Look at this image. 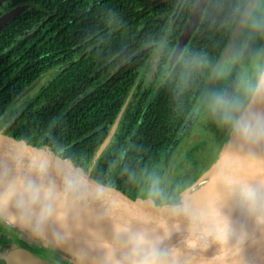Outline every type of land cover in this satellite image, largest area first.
I'll list each match as a JSON object with an SVG mask.
<instances>
[{
	"label": "trees",
	"instance_id": "trees-1",
	"mask_svg": "<svg viewBox=\"0 0 264 264\" xmlns=\"http://www.w3.org/2000/svg\"><path fill=\"white\" fill-rule=\"evenodd\" d=\"M196 1H185L164 41L179 0H8L10 8H26L0 29V123L63 143L90 164L108 135L102 126L113 123L136 85L120 131L95 171L143 190L144 173L162 175L160 164L169 160L177 134L211 78L201 73L185 80L178 64L162 78L171 57L167 53L172 54ZM248 2L210 0L185 50L189 58L204 54L218 63ZM157 47V69L147 83L144 71ZM55 70L31 100L10 109L23 91ZM213 126L217 133L219 126ZM191 171L182 170L176 181L190 187L204 172ZM9 240L0 234V250Z\"/></svg>",
	"mask_w": 264,
	"mask_h": 264
},
{
	"label": "water",
	"instance_id": "water-1",
	"mask_svg": "<svg viewBox=\"0 0 264 264\" xmlns=\"http://www.w3.org/2000/svg\"><path fill=\"white\" fill-rule=\"evenodd\" d=\"M185 1L179 0L164 41ZM209 1L197 0L193 6L163 79L191 42ZM253 3L250 2L237 24L218 63L231 52L243 25L241 21ZM25 8H16L2 16L0 28ZM149 47L145 46L128 59H133ZM214 80L210 78L201 98L212 87ZM132 93L99 151L106 147L113 135ZM236 140L230 136L217 161L202 175L204 181L201 184L198 183L200 178L178 195L166 196V202L157 206L144 197L143 190L136 191L115 178L101 175L95 171L94 162H82L63 143L26 135L12 130L8 122H3L0 123V159L6 163H0V181L8 183L17 192H23L30 186L31 179L42 172L43 182L48 189L45 199L76 210L96 227H88L82 237H61L29 227L15 212L5 209L1 204L0 215L23 232L54 248L64 264H147L145 254L150 253L153 247L168 253L165 258L167 264H181L182 258L183 264H228L229 259L232 264H264V145L257 144L251 157L233 170L227 181L215 188L220 197L211 196L215 189L203 192L194 190H199L213 174ZM73 169H77L85 181L82 188L69 187L65 182ZM244 177L251 178L248 185L253 190L241 183ZM245 199L252 205L251 210L243 204ZM176 202L181 205L178 214L170 207ZM39 205L46 207L45 203ZM47 208L50 210L42 211L37 216L55 221V211H61L52 204ZM133 221L143 225V230L131 231ZM0 261L4 264H45L21 248L0 252Z\"/></svg>",
	"mask_w": 264,
	"mask_h": 264
},
{
	"label": "clouds",
	"instance_id": "clouds-1",
	"mask_svg": "<svg viewBox=\"0 0 264 264\" xmlns=\"http://www.w3.org/2000/svg\"><path fill=\"white\" fill-rule=\"evenodd\" d=\"M245 28L252 34L264 33V0H256L252 11L241 21ZM160 48L153 50L152 55L158 56ZM171 56V51L167 53ZM240 47L235 46L231 52L224 56L220 63L209 61L204 54L193 55L189 58L188 53H182L176 63L182 67V77L187 80L193 75L204 74L213 77L218 86L216 89L208 90L201 98L200 103L205 112L219 127L225 129L232 136L244 143H256L264 145V111L255 110L253 105L264 102V50L254 58L257 64L262 66L249 75L247 80L243 79L241 73L239 80L232 77L236 65L240 62ZM230 78L233 79L234 87L229 88ZM132 178L134 176L132 175ZM69 187L82 188L85 181L81 178L79 171L73 169L65 179ZM19 194L16 208L23 214L30 205L45 199L48 189L43 182V173L38 172ZM144 197L159 206L166 202V183L164 177L153 170L143 174ZM243 204L251 210L252 205L245 199ZM47 207V205H46ZM177 214L181 210L179 202L170 206ZM168 253L159 247H153L150 253L145 254L147 264H167Z\"/></svg>",
	"mask_w": 264,
	"mask_h": 264
},
{
	"label": "flooded vegetation",
	"instance_id": "flooded-vegetation-1",
	"mask_svg": "<svg viewBox=\"0 0 264 264\" xmlns=\"http://www.w3.org/2000/svg\"><path fill=\"white\" fill-rule=\"evenodd\" d=\"M0 1H2L1 2V4H0V18L2 17V16H4L5 14H7L8 12H10L11 10H14V9H16V8H20V7H24V6H17V7H14V8H10L9 7V4H7V1L8 0H0ZM251 1H255V0H249V2H248V4H247V6H246V8H245V10H244V12H243V15H242V17L244 16V14H245V11L247 10V8L249 7V4H250V2ZM26 7V6H25ZM242 19V18H241ZM4 26V25H3ZM2 26V27H3ZM1 27V28H2ZM0 28V29H1ZM236 28V27H235ZM235 28H234V30H235ZM234 30H233V32H234ZM246 31H247V29L245 28V26L244 25H242V27H241V29H240V31H239V34H238V37L236 38V43H234V45H233V47H232V49L235 47V45L240 41V39H241V37H242V35H244L245 33H246ZM233 32H232V34H233ZM231 34V35H232ZM231 39V38H230ZM230 41V40H229ZM164 42V41H163ZM229 43V42H228ZM260 43H261V48L259 49H257V51L256 52H254L255 50H253V54H254V57L255 58H258V54L262 51V50H264V33H262V38L260 39ZM190 44V43H189ZM188 47V46H187ZM187 49V48H186ZM185 49V50H186ZM232 49H231V51H232ZM185 50H184V52H185ZM183 52V53H184ZM223 54V53H222ZM153 56V55H152ZM151 56V57H152ZM222 56V55H221ZM221 58V57H220ZM151 59V58H150ZM158 59H159V55H158ZM158 59H157V63H158ZM150 61V60H149ZM176 65H177V63H176ZM175 65V66H176ZM251 65V66H250ZM175 66L173 67V69L175 68ZM248 66H250V69H252L251 71H248V69H246V71L244 72V74L247 72V75L243 78L244 80H247V78L249 77V75L250 74H252L253 72L252 71H256V67H257V70H260V68H261V65H259V64H257L255 61H254V59L251 61V63L248 65ZM122 67V65H120L119 67H117L115 70H113L112 72H110L109 74H108V78L110 77V74L111 75H113L114 74V72H116L118 69H120ZM172 69V70H173ZM249 69V70H250ZM57 70H62V67H59ZM57 70H55V71H52V72H50V73H48V74H46V75H44L42 78H40V79H38V80H36L31 86H30V88H28V89H26L25 91H23V93L22 94H27V96H29L30 94H32V93H34V96L38 93V90H40V89H38L40 86H41V82L43 81V79L45 78V77H47V76H49V75H51V74H53V73H55L54 75H56V72H57ZM171 70V71H172ZM170 71V72H171ZM55 77V76H54ZM104 79H105V77H104ZM53 80V78L50 80V81H52ZM49 81V82H50ZM106 81V80H105ZM215 81L216 80H214L213 81V86H214V83H215ZM48 82V83H49ZM38 83V85L36 86V84ZM47 83V84H48ZM46 84V85H47ZM207 86V85H206ZM38 87V88H37ZM44 87V86H43ZM135 87H136V85L131 89V91L129 92V94L126 96V98H125V100H124V102H123V104H122V106L120 107V109H119V111H118V113H117V116H118V114L120 113V111H121V109L123 108V106H124V104L127 102V99H128V97L130 96V94H131V92L133 91V93H132V95H131V97H130V99H129V101H128V103H127V105H126V107H125V110H124V112H123V114H122V117H123V115H124V113H125V111H126V109L128 108V106L130 105V103L133 101V94H134V91H135ZM206 88V87H205ZM42 89V88H41ZM205 90V89H204ZM204 90H203V92H204ZM209 90H213L214 91V89H212V87L209 89ZM203 92H202V94H203ZM21 94V95H22ZM202 94H201V96H202ZM20 95V96H21ZM19 96V97H20ZM201 96H200V98H201ZM19 97H17V99L16 100H18L19 99ZM199 98V99H200ZM15 100V101H16ZM31 100V99H30ZM14 101V102H15ZM29 100H26L25 101V103L26 102H28ZM199 104H201V103H199ZM198 105V104H197ZM196 108L197 107H195V110H196ZM194 110V111H195ZM193 113H195V112H192L191 114L193 115ZM190 114V115H191ZM117 116H116V118H117ZM122 117H121V119H122ZM190 117V116H189ZM189 117H188V120H187V122H186V124L182 127V129L179 131V133L177 134V136H176V138H175V140H174V142H173V147L169 150V152H170V156L172 155V153H175V152H178V153H180L178 150H176L175 152H174V150H175V147L178 145H182L183 143H186V141H187V146L185 147V149L183 150V156L184 157H181V155H180V157L182 158V160H178L175 164H176V169H174L173 170V173H174V179H172V181L171 182H169V190H166V196H169V195H171V196H169V197H172V196H176V195H178V194H173V193H175L174 192V190L177 188V187H179V186H182L183 184L182 183H180V182H177L176 181V176L182 171V170H184L185 169V171L187 172V173H189V174H191L192 173V171L191 170H199V169H201V170H206V168H207V166H208V164H209V161L211 160H213V150L216 148V146L217 145H219V143H220V145H222V144H224V142L226 141V137L228 136V133L229 132H227L225 129H223V128H221V127H219V130H218V132L216 133V130H215V128H214V124H215V122L213 121V120H211V122H207V121H205V122H207V123H205V126H206V128L204 127V128H202V130L204 129L205 131L207 130L208 132H210V131H213V134H216L218 137H217V139H216V142H215V145L213 146V142L211 141V140H209V138L207 139V140H205L204 139V144H203V146H201V147H199L198 145L197 146H194L193 144H191L189 147H190V149L189 150H187V147H188V144H189V140L188 139H186V132L189 130V128H190V125H191V122L190 121H192V120H190L189 121ZM120 119V120H121ZM116 120V119H115ZM115 120L113 121V123L112 124H109V125H104V126H102V127H108V135H107V137H106V139L108 138V136H109V133H110V131H111V128H112V125L114 124V122H115ZM187 124H189L188 126H187ZM201 125V124H200ZM204 125V124H203ZM120 121H119V123L117 124V126H116V128H115V130H114V133H113V135L111 136V138H110V140L108 141V143H107V145H106V149H107V151H108V149H109V147L111 146V144H112V142H113V139H114V137L116 136V134L120 131ZM210 137V136H209ZM105 139V140H106ZM184 139V140H183ZM104 140V141H105ZM104 143V142H103ZM102 143V144H103ZM208 143V144H207ZM177 146V147H178ZM127 148H128V145L126 146V150H127ZM99 149H100V147H99ZM99 149L97 150V152L99 151ZM107 151L103 154V152L101 153L102 155L96 160V162H95V164H94V168H95V166H96V164L99 162V160H100V158H102L103 156H105V154L107 153ZM97 152L95 153V155L97 154ZM201 154H205L206 155V159L204 160V161H202V160H199V157H200V155ZM95 155L93 156V158H92V160H91V162L90 163H92L93 162V160H94V158H95ZM197 155V156H196ZM210 161V162H211ZM168 162L169 161H167L166 163H162V164H160V170L159 171H161L162 172V175H163V177L165 176V174H164V168H166V166H167V164H168ZM170 163H173V162H171V160H170V162H169V164ZM202 163H204V164H202ZM171 165V164H170ZM190 166V167H189ZM202 175H203V172L201 173V175H199V177L195 180V181H193L194 183L197 181V180H199L201 177H202ZM0 234H5L6 236H7V238H9L10 240L7 242V243H5V245L2 247V250H0V252H9V251H11V250H13V249H16V248H21V249H25V250H27V251H29L30 253H31V255L33 256V257H35V258H37V259H39L41 262H43V263H45V264H64V262L62 261V259H61V257H60V255H59V253L54 249V248H52L51 246H49V245H46V244H44V243H42V242H40V241H38V242H35V240L34 241H32L33 239H31L30 241H17L16 239H15V237L14 236H12V235H10L9 234V232H6V231H4V232H2V233H0ZM0 264H4V262L3 261H0Z\"/></svg>",
	"mask_w": 264,
	"mask_h": 264
},
{
	"label": "bare ground",
	"instance_id": "bare-ground-1",
	"mask_svg": "<svg viewBox=\"0 0 264 264\" xmlns=\"http://www.w3.org/2000/svg\"><path fill=\"white\" fill-rule=\"evenodd\" d=\"M253 108L255 110L264 111V102L254 104ZM256 145V143H244L237 139L227 150L224 158L213 171V174L209 176L199 190H197V188L194 190L197 192H203L215 189L220 184H223L230 177L233 170L237 169L245 162V160H248L251 157ZM20 193L21 191L17 192V190L10 187L8 183L0 181V204L5 209L15 212L17 217L21 218L29 227L35 230H40L61 237H82L87 233L88 227H96V224L89 222L88 219L83 217L76 210L61 206L49 199L41 200L40 197L37 198L35 203L30 205V208L27 211L21 214L16 208ZM43 203L47 206L52 204L58 211H61L60 213L55 211V221L48 220L45 216L41 218L37 216V214H42V211L47 212L50 210L47 207L39 205Z\"/></svg>",
	"mask_w": 264,
	"mask_h": 264
},
{
	"label": "rangeland",
	"instance_id": "rangeland-1",
	"mask_svg": "<svg viewBox=\"0 0 264 264\" xmlns=\"http://www.w3.org/2000/svg\"><path fill=\"white\" fill-rule=\"evenodd\" d=\"M255 4H256V0L254 1L253 6L250 9V11H252ZM261 38H262V33L252 34L247 30L246 33L244 35H242L240 41L235 45V46L240 47V52H241L240 62L236 65V67L233 71V74H232V77L235 78L236 81L239 80L241 73L243 75V78L247 75V72L244 74L246 69H248V71L252 70V69H250L251 65L250 66H248V65L255 58L254 54L252 53L253 50H255L254 52H256L258 48L259 49L261 48L260 47L261 46V43H260ZM235 43H236V41H235ZM157 59H158V56H152L149 63H148L147 68L144 71L145 72V79H146L145 82H147V83L150 81L154 72L157 69ZM256 70H257V67H256ZM252 72H254V71H252ZM54 74L55 73L45 77L43 79V81L41 82V86L39 88L38 87L37 88L38 89L43 88V86H45L52 78H54V76H55ZM37 85H38V83L36 84V86ZM217 86H218V82L215 81L214 86L212 84V89L215 90ZM228 87L229 88L234 87V82H233L232 78H230V81L228 83ZM33 96H34V93L30 94L29 96H27V94H22L19 97V99L13 103V105L11 106L10 109L17 108L20 105L25 104V101L30 100ZM190 120H192V121H190ZM211 120L212 119L205 112H203L202 104H199L195 110V113H193V115H191L189 117V121L191 122V125H190L189 130L186 132V139L189 140L187 150L190 149L189 146L191 144H193L194 146L198 145L199 147L203 146L204 139L207 140L208 138H209V140H211L213 142V146L215 145V142L217 139L216 134H213V131L208 132L207 130L206 131L204 129L202 130V128H204V127L206 128L205 123H207V122L209 123V122H211ZM205 121H207V122H205ZM188 125L189 124H187V126ZM230 136H232V135L230 133H228V136L226 137V141L224 142V144L220 145V143H219V145H217L216 148L213 150V160L212 161L210 160L211 162L209 161V164H208L206 170L203 172V174L205 172H208L210 170V168L212 167V165H214V163L217 161L218 156L220 155L223 148L226 146L227 140L230 138ZM186 143H187V141H186ZM186 143H183L182 145H179V146L177 145L178 147L177 146L175 147L174 152L176 150H178L180 153H178V152L172 153V155L169 156L168 161L170 162V160H171V162H173V163H170L171 164L170 165L168 162L166 168L163 169L164 174H165L164 179H165V183L167 185L166 190H169V188H170L168 186L169 182H171L172 179H174L173 170L176 169V164H177L176 162L179 159L182 160L181 157H184L182 153H183V150L185 149V147L187 146ZM106 151H107L106 148H102L96 154L93 162L95 163L96 160L102 155L101 153L103 152V154H104ZM180 155H181V157H180ZM205 159H206V155L201 154L199 157V160L204 161ZM202 164H204V163H202ZM203 181H204V178H201L198 183L201 184V182H203ZM193 184H194V182L192 183V185ZM188 188H189V186H187V185L179 186L174 190L175 193H173V194L181 193ZM4 231L9 232V234L14 236L17 241H23L24 242V241H30L31 239H33L32 241L35 240V242L40 241L39 239L31 236L30 234L23 232L22 230L17 228L12 223L8 222L3 216L0 215V233H2Z\"/></svg>",
	"mask_w": 264,
	"mask_h": 264
},
{
	"label": "snow or ice",
	"instance_id": "snow-or-ice-1",
	"mask_svg": "<svg viewBox=\"0 0 264 264\" xmlns=\"http://www.w3.org/2000/svg\"><path fill=\"white\" fill-rule=\"evenodd\" d=\"M0 163H6L5 161H3L2 159H0ZM251 178L249 177H244L242 178L241 180V183L248 186V181L250 180ZM250 190H253L249 187ZM254 191H257V192H260L259 190H254ZM211 196L212 197H217L219 196L220 197V193L218 192L217 189L213 190V192L211 193ZM19 198V197H18ZM194 207H196V205H194ZM71 219V218H70ZM144 226L141 225L140 223L136 222V221H133L132 224L130 225V230L133 231V232H138V231H141L143 230ZM181 264H183V258L181 259ZM228 264H232L231 262V259H229L228 261Z\"/></svg>",
	"mask_w": 264,
	"mask_h": 264
}]
</instances>
